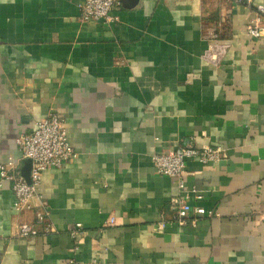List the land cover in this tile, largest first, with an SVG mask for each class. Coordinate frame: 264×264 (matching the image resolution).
I'll use <instances>...</instances> for the list:
<instances>
[{"label":"crops","instance_id":"1","mask_svg":"<svg viewBox=\"0 0 264 264\" xmlns=\"http://www.w3.org/2000/svg\"><path fill=\"white\" fill-rule=\"evenodd\" d=\"M247 1L125 0L105 25L84 0H0V164L51 114L76 155L21 215L0 182V264H264V13L246 31L264 0ZM206 146L221 160H187L185 192L151 164ZM177 198L216 216L180 225ZM40 205L53 232L17 238Z\"/></svg>","mask_w":264,"mask_h":264},{"label":"built area","instance_id":"2","mask_svg":"<svg viewBox=\"0 0 264 264\" xmlns=\"http://www.w3.org/2000/svg\"><path fill=\"white\" fill-rule=\"evenodd\" d=\"M227 1L233 4L243 2V0ZM120 3L121 0H84L80 7L79 19L84 22L94 21L105 25L117 23L118 17L115 11L119 8ZM246 3L249 4V0ZM257 12L258 17L246 26V31L254 38H259L261 35L258 24L260 15L264 13L263 7H258ZM207 38L210 41H216L217 35L209 32ZM211 48L213 49V47ZM64 125V119L56 114H51L45 119L37 121L31 131L21 134L15 140L20 158L18 160L10 159L0 164V182L11 184V191L14 196L13 210L16 214L21 215L32 210V201L36 197L45 171L61 169L65 164L75 159L76 155L68 141ZM189 159H197L206 165L219 162L221 154L219 149L210 146L201 149L180 148L152 155L151 164L155 173L175 179L179 189L185 192L183 180L186 175V161ZM24 160H29L31 164L29 184L21 175L22 161ZM171 203L177 207L174 220L180 225L187 221L193 225L199 217L213 218L216 216L213 211H206L202 207L189 205L184 198L172 199ZM48 217L49 213L46 206L40 205L39 209L34 212L32 222L18 223L15 236L28 239L52 233L53 229ZM77 232L78 229L74 227L70 234L75 238ZM67 264L78 263L70 259Z\"/></svg>","mask_w":264,"mask_h":264},{"label":"water","instance_id":"3","mask_svg":"<svg viewBox=\"0 0 264 264\" xmlns=\"http://www.w3.org/2000/svg\"><path fill=\"white\" fill-rule=\"evenodd\" d=\"M125 0H121V2H124ZM135 1V0H132ZM30 161L29 160H24L23 161V166L21 168V175L23 176V178L25 179V181L29 184V172H30Z\"/></svg>","mask_w":264,"mask_h":264}]
</instances>
